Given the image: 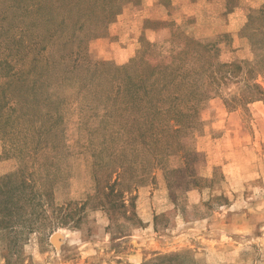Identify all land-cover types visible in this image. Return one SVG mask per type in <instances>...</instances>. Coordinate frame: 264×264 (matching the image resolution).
I'll return each instance as SVG.
<instances>
[{
	"label": "rangeland",
	"instance_id": "rangeland-1",
	"mask_svg": "<svg viewBox=\"0 0 264 264\" xmlns=\"http://www.w3.org/2000/svg\"><path fill=\"white\" fill-rule=\"evenodd\" d=\"M1 61L0 264H264V0H0Z\"/></svg>",
	"mask_w": 264,
	"mask_h": 264
},
{
	"label": "trees",
	"instance_id": "trees-1",
	"mask_svg": "<svg viewBox=\"0 0 264 264\" xmlns=\"http://www.w3.org/2000/svg\"><path fill=\"white\" fill-rule=\"evenodd\" d=\"M11 52H14V49H9ZM28 53L30 54L34 48L32 45H30V48L27 47ZM25 59V58H24ZM23 64V63H21ZM0 70H5L8 73V76L5 77V82H4V87L5 90L0 94V113L3 114L4 108H3V101L1 102V96L3 95V99L5 100V92H7L6 87H10V86H24L26 83V76L29 73H26L25 70H14V67H12L10 64H8V61L6 62H0ZM138 81H140L142 83V85H139ZM42 81H38L36 82V86L38 85V83H40ZM145 82V83H144ZM146 81H143L140 78H138L137 80H132L130 81V87L125 89L126 91L129 92V95L131 96V99L133 100V105L135 106L134 111L138 108L139 103H140V99H141V94H139L141 92V90H144V92H148V87H146ZM139 85V86H138ZM0 86H3L0 84ZM30 86V85H29ZM31 90V88H30ZM140 91V92H139ZM25 93V91H24ZM6 103L4 104V106H8L9 100L5 101ZM2 107V109H1ZM15 109H13L14 111ZM4 120L6 121V124L4 127H11L12 126V121H8L7 118H4Z\"/></svg>",
	"mask_w": 264,
	"mask_h": 264
}]
</instances>
